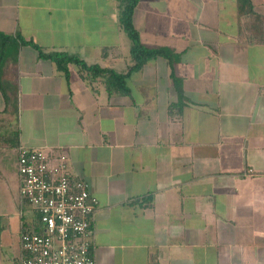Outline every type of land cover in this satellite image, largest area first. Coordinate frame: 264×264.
Masks as SVG:
<instances>
[{"label":"crops","instance_id":"crops-1","mask_svg":"<svg viewBox=\"0 0 264 264\" xmlns=\"http://www.w3.org/2000/svg\"><path fill=\"white\" fill-rule=\"evenodd\" d=\"M120 10L118 0H0V32L124 71ZM134 23L146 45L174 54L133 71L128 93L75 63L65 74L32 43L10 55L0 184L14 183L5 161L20 146L49 145L98 197L97 264H264V0H139ZM20 214L0 218V264L22 254L35 220Z\"/></svg>","mask_w":264,"mask_h":264},{"label":"built area","instance_id":"built-area-1","mask_svg":"<svg viewBox=\"0 0 264 264\" xmlns=\"http://www.w3.org/2000/svg\"><path fill=\"white\" fill-rule=\"evenodd\" d=\"M18 172L21 200L32 208L31 219L37 214L39 220L36 229L21 233L17 264H97L99 200L86 179L71 175L68 155L45 144L20 146Z\"/></svg>","mask_w":264,"mask_h":264},{"label":"trees","instance_id":"trees-1","mask_svg":"<svg viewBox=\"0 0 264 264\" xmlns=\"http://www.w3.org/2000/svg\"><path fill=\"white\" fill-rule=\"evenodd\" d=\"M118 1L121 5L119 19L122 27L131 40L130 53L133 63L128 66L126 70L120 71L115 69L114 67L102 66L99 63H88L79 55L65 50H53L46 52L41 46H39L32 40H26L19 35L18 37H12L9 34L0 32V86L3 87L4 66L10 55L14 51H17L21 43H32L38 48L40 57L54 61L58 69L65 74L69 75V64L75 63L83 71H86L87 75L91 79L103 77L106 87L110 92L115 91L120 93H128L130 91V88L127 85V78L133 71L141 69L148 60L154 57L163 56L165 58L171 59L174 52L167 47L148 46L142 41L141 34L134 23V13L139 0ZM174 80L177 84L179 83V79L175 75ZM178 90L181 94L180 97H183L181 88H178ZM5 98L6 101L10 99L6 92ZM178 106L180 107V105ZM36 216L33 218V220H35L33 223V229H36L38 227L39 218L37 214Z\"/></svg>","mask_w":264,"mask_h":264},{"label":"rangeland","instance_id":"rangeland-1","mask_svg":"<svg viewBox=\"0 0 264 264\" xmlns=\"http://www.w3.org/2000/svg\"><path fill=\"white\" fill-rule=\"evenodd\" d=\"M15 158L16 157L13 156L12 158H8V160L5 161V163H7L8 161V168L12 169L11 173L14 176L15 181L11 185H8L7 183L4 182L0 184L1 220H22L20 214L21 210L24 209L27 215L28 210L30 212V210L32 209L27 202L21 200L19 193L20 179L18 172V160H16ZM25 220H32V219H28L27 216L25 217ZM32 228H33V223L29 224L27 227H25L22 230L25 231Z\"/></svg>","mask_w":264,"mask_h":264}]
</instances>
